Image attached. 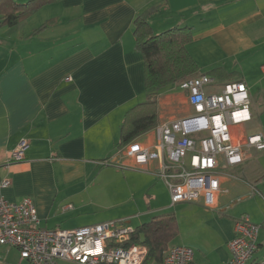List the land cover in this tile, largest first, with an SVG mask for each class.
<instances>
[{
	"label": "crops",
	"instance_id": "obj_1",
	"mask_svg": "<svg viewBox=\"0 0 264 264\" xmlns=\"http://www.w3.org/2000/svg\"><path fill=\"white\" fill-rule=\"evenodd\" d=\"M139 16L155 34L192 27L194 39L186 48L199 74L223 68L209 75L217 81L215 91L226 82H245L252 102L246 132L264 136V0H60L13 27L2 26L0 16V197L11 202L31 197L41 227L48 230L122 219L136 228L141 224L134 220L145 213L158 216L189 205L187 225L199 230L196 241L181 239L169 246L191 247L193 264H227L236 221L247 214L261 226L255 259L263 260L264 150H253L231 170L236 177L222 179L215 209L203 198L173 206L168 188L169 204L110 220L69 201L70 195L87 192L108 195L111 168L136 173L122 180L144 188L150 199L159 184L166 185L156 175L157 163L147 169L103 164H133L118 143L127 111L147 96L145 60L134 35ZM50 20L52 25L33 35ZM192 111L177 85L158 96V125ZM154 129L137 140L154 143ZM23 139L28 141L25 158L14 162L12 151ZM4 180H10L9 187H1Z\"/></svg>",
	"mask_w": 264,
	"mask_h": 264
},
{
	"label": "built area",
	"instance_id": "obj_2",
	"mask_svg": "<svg viewBox=\"0 0 264 264\" xmlns=\"http://www.w3.org/2000/svg\"><path fill=\"white\" fill-rule=\"evenodd\" d=\"M216 82L207 74L182 81L178 87L186 92L193 111L158 125L154 143L136 140L127 145L124 155L133 160L132 165L103 164L147 169L157 163L156 175L166 184L173 206L203 198L206 207L215 209L222 179L236 177L231 170L243 165L253 150H264V136L246 132L252 121L247 84L230 81L215 91ZM27 146L28 141L21 140L11 160L22 161ZM10 184L4 180L1 187ZM40 223L31 197L19 202L0 197V251L15 249L20 264H143L149 253L147 246L130 243L135 228L128 219L67 230H48ZM260 229L247 214L237 219L235 236L228 244L231 258L227 264H264V259H255ZM193 262V249L175 244L168 247L160 264Z\"/></svg>",
	"mask_w": 264,
	"mask_h": 264
},
{
	"label": "trees",
	"instance_id": "obj_3",
	"mask_svg": "<svg viewBox=\"0 0 264 264\" xmlns=\"http://www.w3.org/2000/svg\"><path fill=\"white\" fill-rule=\"evenodd\" d=\"M60 0H0L1 25L13 27L40 8ZM54 20L43 24L33 32L38 35L52 25ZM136 49L145 60L146 100L127 111L118 143L124 149L159 123L158 96L161 92L199 74V66L187 51V44L193 39L192 27H176L155 34L145 17L139 16L134 23ZM215 68L207 75L222 73ZM179 235L176 214L165 213L154 216L150 221L135 228L130 243L148 247L149 253L143 264H160L169 245ZM110 264V263H101Z\"/></svg>",
	"mask_w": 264,
	"mask_h": 264
},
{
	"label": "rangeland",
	"instance_id": "obj_4",
	"mask_svg": "<svg viewBox=\"0 0 264 264\" xmlns=\"http://www.w3.org/2000/svg\"><path fill=\"white\" fill-rule=\"evenodd\" d=\"M132 176H136V173H130V171L124 169L111 168V171L108 172L107 177L109 181L112 180L110 187L111 192L108 195L94 193L91 195L90 192H87L81 193L78 196L70 195L68 199L76 207L80 206L81 211L88 212L89 215H93L94 213L101 215L104 214L105 217H108L106 220L118 218L120 216L134 215L138 212H147V210H153L155 207L165 206L170 203L166 189L167 187H165L166 185L159 184V186L156 188L155 198L150 199V197H147V195L144 193V188H134L127 183L129 178L132 179ZM122 179H127V181ZM148 199L150 202H148ZM127 202H129V206L126 207L125 203ZM104 207H109L110 209L106 210ZM187 208L190 209L191 207L189 205H178L166 210L167 213L175 212L180 221V233L177 239L173 240V243H180L181 239L192 243L196 241V231L199 230H196V228L192 227V225H187ZM154 215V212H151L150 214L145 213L144 215L140 216V218L134 220V225L147 222L152 219ZM5 250L6 248H3L0 251V264H20V257L15 249L10 250L9 253H6ZM21 264L26 263L22 262Z\"/></svg>",
	"mask_w": 264,
	"mask_h": 264
}]
</instances>
